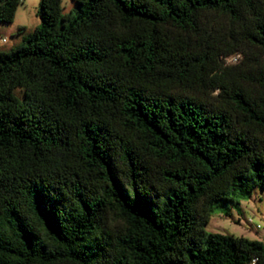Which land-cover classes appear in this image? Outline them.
<instances>
[{"label": "trees", "instance_id": "1", "mask_svg": "<svg viewBox=\"0 0 264 264\" xmlns=\"http://www.w3.org/2000/svg\"><path fill=\"white\" fill-rule=\"evenodd\" d=\"M72 1L0 49V264H264L202 228L264 188V0Z\"/></svg>", "mask_w": 264, "mask_h": 264}, {"label": "rangeland", "instance_id": "2", "mask_svg": "<svg viewBox=\"0 0 264 264\" xmlns=\"http://www.w3.org/2000/svg\"><path fill=\"white\" fill-rule=\"evenodd\" d=\"M38 0H19L10 22L0 21V49L17 44L21 37L39 23L36 15ZM62 10L75 7L72 0H60ZM240 55L229 58L236 61ZM18 93V90H16ZM205 232H218L264 241V188L253 186L237 205H214L208 220L202 226Z\"/></svg>", "mask_w": 264, "mask_h": 264}, {"label": "built area", "instance_id": "3", "mask_svg": "<svg viewBox=\"0 0 264 264\" xmlns=\"http://www.w3.org/2000/svg\"><path fill=\"white\" fill-rule=\"evenodd\" d=\"M251 264H253V259H252V261H251Z\"/></svg>", "mask_w": 264, "mask_h": 264}]
</instances>
